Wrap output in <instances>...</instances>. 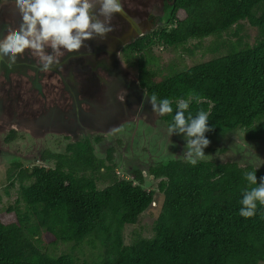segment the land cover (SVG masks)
Here are the masks:
<instances>
[{"label":"trees","instance_id":"obj_1","mask_svg":"<svg viewBox=\"0 0 264 264\" xmlns=\"http://www.w3.org/2000/svg\"><path fill=\"white\" fill-rule=\"evenodd\" d=\"M162 15L154 21L158 30L121 51L138 55V85L147 96L171 101L165 123L173 122L184 99L186 116L195 117L200 109L211 114L210 134L242 130L248 140L264 141V0H163ZM243 23L257 32L252 43L243 41L249 39ZM228 33L237 40L215 44L211 59L157 79L156 39L177 49ZM6 137L12 142L17 135ZM50 150L41 155L50 166L11 164L16 173L9 179L19 182V193L6 208L14 219H0V264H87L73 254L82 244L90 246V264H264V206L249 219L239 215L242 192L250 187L244 174L255 170L259 184L264 168L211 161L193 166L183 160L150 166L164 197L153 236L125 245L124 226L135 225L155 196L144 190L141 171H134L135 182L118 178L114 148L99 156L87 138L63 151ZM48 230L49 245H71L70 252L53 253L42 240Z\"/></svg>","mask_w":264,"mask_h":264},{"label":"rangeland","instance_id":"obj_2","mask_svg":"<svg viewBox=\"0 0 264 264\" xmlns=\"http://www.w3.org/2000/svg\"><path fill=\"white\" fill-rule=\"evenodd\" d=\"M151 2L154 1L151 0ZM7 8L10 10L14 9L15 0H1L0 11L5 12ZM131 11L137 15L136 12H138V10L136 7H132ZM153 14H155L156 17L158 16L157 20L160 22L159 17L162 18L163 16L161 6L160 9H157L153 12ZM3 17H0L1 27L3 24H7V22H9L7 17H5L6 19ZM140 17L143 16L141 15ZM154 21L155 20L153 18L151 23H154ZM11 23L12 27H15L18 21L14 24L13 22ZM144 25L145 34H150L152 31H156L160 28L157 23H154L149 27L147 24ZM244 25V31H246L249 35V39H243V41L252 43L257 35V32L255 30H251V28L246 26V24ZM118 30L120 31L119 28ZM120 32L123 34V37H126L129 35L128 33H130V29L124 26L121 28ZM0 34L3 36L5 33L3 30H0ZM139 36H143V34H139ZM228 40L236 41L237 38L228 33L227 35H223L222 38L208 37L201 40H190L187 44L178 47L177 49H168L160 44V42L156 39L152 48L155 54L154 57L157 59L156 62L159 70L157 79H160L165 75L179 72V70L190 67L196 63L211 59L213 56L212 49L215 44L220 45L224 43V41L227 42ZM112 42L113 41H107V43H103L104 45H96L95 47L94 44H86L91 49V54L89 53L91 58L93 56H98V60L99 62L102 61V65L107 63V70L110 68L111 71L109 73V78H113L111 80L116 82L117 85L114 87L109 83V81H107V83L103 82L105 85L102 86V93L106 94L108 89V103L110 105H114V96L121 94L124 95L126 94L125 91L132 89L135 91V96L138 98L139 104L141 103L143 111L138 113V117L130 114L133 116L131 117L127 114V119L126 117H122L117 121H113L111 118L107 119V121L101 119L93 125L86 123L84 120L83 123L88 129L83 130V128L78 129L75 123L69 122L73 119L69 118L71 116V113L68 114L69 107L63 109L62 107L58 108L57 106L58 111H60L63 115L65 114L67 118L62 120V115L60 116V122L56 125L47 126L46 129L42 128L39 130V128L32 127V124L26 123L28 120L27 118H24V115L27 116L28 110L20 108L21 104L20 106L14 105L16 113L22 116L19 118L20 120H14V123L21 121L19 125L17 124L16 126H13L17 138L12 142H7L6 136L8 135L9 130L0 129V219L2 222L10 223L15 217L13 212H6V208L14 206L19 193V182L15 177L12 178V180L9 179L11 174L16 173L11 165L12 163L20 162L27 165L26 167L29 166V169L32 168L31 165H29L31 163L32 165L37 166H50L51 163L46 164V162L41 160V155L44 151H49V149L63 151V149L66 148V145L70 143L79 144V142H83L84 139L87 138L90 140L92 146H94L95 152L99 156L106 157L107 149L111 147L114 148V163L112 166L118 178L134 181V171H141V174L144 177V182L142 184L144 190H152L155 192L151 206L147 211L139 216L137 223L135 225L124 226L122 230V239L124 244L133 245L141 240L149 239L153 236V226L159 214L164 197L160 192H158L159 180L152 178L149 175L148 169L150 166L167 160H183L188 162L183 155L186 141L183 138V134H173L168 137V125L164 121L167 114L161 116L152 111L151 104L144 96L145 91L138 85V55L129 53L126 54L123 51L118 52L119 48H116V52L113 49L111 52V49L109 50L107 48H115L119 45L118 43L114 44ZM101 49L105 50V53L102 55H100ZM94 51H96V53H94ZM81 52L87 51L83 50ZM25 53L23 57H17L21 64L28 61V56L25 55ZM104 58H108V61L104 62V60H106ZM3 59L4 61H7L6 57ZM77 65L78 64H75L74 67ZM14 66H16V70L18 67H21L19 64ZM4 67L6 68L5 71H7L6 76H9L10 72L14 71V68H9L7 64H5ZM75 69L76 76H78L81 71L78 70V68ZM1 72L3 73V71H0V73ZM101 74L103 75L105 73ZM111 75L113 77H111ZM114 76L118 77V79L115 80ZM25 81L26 79H24V82L20 79L16 84L13 77L10 82L5 79L3 82L6 84L0 86V91L3 92L1 88L4 87V90L20 95L23 103L34 105L33 102L31 103L29 100L31 97L29 92L26 90V86H19L20 82L25 84ZM15 85L16 88H12ZM144 103L146 104V109L144 108ZM106 105L107 104H102L98 106V108L106 110L103 109ZM110 105L109 107L112 108ZM114 111L116 114L118 113V110L114 109ZM89 119L91 122H93V120H97L94 115L90 116ZM73 120L77 122L75 117ZM114 127H119L122 131L114 132ZM205 136L210 141V144L204 149L206 156L203 159L198 160V162H237L243 167L247 165H254L255 168H264V141H250L246 138L245 133L242 130L229 132L224 135H213L206 132ZM97 137L101 138V141L98 143L95 142V138ZM11 181L14 182V186H11ZM98 185L99 188H103L105 186V184L102 183H99ZM42 240L45 245H48L50 250L57 256L62 253L70 252L72 247L71 245L63 244H57L54 246L49 245L52 241L49 230L46 234H42ZM93 252H96V250ZM73 254L77 255L80 260H84L87 264L91 263V250L88 244H82L81 247L74 250Z\"/></svg>","mask_w":264,"mask_h":264},{"label":"clouds","instance_id":"obj_3","mask_svg":"<svg viewBox=\"0 0 264 264\" xmlns=\"http://www.w3.org/2000/svg\"><path fill=\"white\" fill-rule=\"evenodd\" d=\"M15 10L20 17L16 27H9L0 38V60L7 58V66L11 68L17 57H23L27 51L37 61L40 72H51L53 68L62 70L61 58L66 54L79 53L84 48L91 54L85 44L87 40L97 37L105 40L108 34L117 30L112 24L115 14L129 20L122 0H15ZM144 35V34H143ZM50 48L51 52L46 49ZM144 96L151 104L152 111L164 116L173 112L169 99H159L155 93ZM193 99H198L194 93ZM189 108L188 101L181 99L173 122L168 126L167 134H183L186 141L184 158L193 166L206 155L204 149L210 141L205 133L211 131L208 126L209 112L200 109L195 117L185 112ZM15 131V130H13ZM114 132L122 131L119 127ZM248 189L242 192L239 215L249 219L256 214L257 206H264V177L257 184L255 170L244 174Z\"/></svg>","mask_w":264,"mask_h":264},{"label":"flooded vegetation","instance_id":"obj_4","mask_svg":"<svg viewBox=\"0 0 264 264\" xmlns=\"http://www.w3.org/2000/svg\"><path fill=\"white\" fill-rule=\"evenodd\" d=\"M153 1L154 2H151V0H122L123 6L136 21L142 32H145L144 24H147L148 27L153 25L154 23L159 24L157 21L154 23H151V21L153 20V18L154 20L158 18V16L156 17L153 12H155L157 9L159 10L160 6L163 11V0ZM132 7L137 8V15H135L131 11ZM6 11V13L0 11V17L4 16V19H6L5 17H7L9 21L7 22V24H3L2 27L0 26V30H3L4 33L7 28L12 27L11 22H13L14 24L18 21L17 25L20 23V17L17 14L15 8L12 10L7 8ZM141 15L143 17H140ZM112 24L118 26L117 30L108 34V37L105 40L101 41L97 37L96 39L85 41V44H94L95 47L96 45L101 46V44H103L104 42L106 43L107 41H113L112 43H118L119 45L115 48H109L111 50L115 49V52L117 51L116 48H119V51H121V49L124 47L123 43L125 42L126 38L123 37V34L120 31L122 25L125 26L128 24L126 22H122L119 19V16L116 14L112 20ZM118 28L120 29V31L118 30ZM1 35L2 34H0V36ZM134 35L138 36L139 34L134 32ZM2 37L3 36H1V38ZM128 37L130 39L132 36ZM83 50L85 49H81L79 53L66 54L63 58H61L60 63L62 65V70L53 68L51 72L46 73H42L39 71L37 66L38 61L27 51L25 55L28 56V61L21 64L18 61L19 59L17 58V62L14 65L19 64L21 67L17 66L18 69L16 70V66L13 65L11 68H14V71L10 72L9 76H6L7 71H5L6 68L4 67V65L8 62L4 61V59L0 60V71H3V73H0V86L6 84L3 82L5 79L10 82L12 77L16 81V84L20 79L22 82H24V79H26L25 84L20 82L19 86H26V90L29 92L31 97L29 98V100L34 104L30 105L23 103L22 97L20 95H17L16 93H12L10 91H6L4 90V87H2L1 90L4 93L0 91V129L7 131L9 130L10 133L11 129L12 131L14 130L13 126H16L17 124L19 125L21 123V121L14 123V120H20L19 118L22 117L16 113L14 107V105L20 106V104V108L28 110L27 116L24 115V118H27L28 120V122L26 123L32 124V127L39 128V130L42 128L46 129L47 126H53L60 122V116H62V113L58 111L59 107H62L63 109L69 107L68 114L71 113V116L69 118L74 119L75 117L77 121L75 122V120L72 119L69 122L75 123L78 129L83 128V130L88 129L83 123L84 120L86 123L93 125L94 123L96 124V122H99L101 119L107 121V119L111 118L113 119V121H117L122 117L125 118L127 114H131L136 117L140 111H143L141 103L139 104L138 98L135 96L136 93L132 89L125 91L126 94L124 95L121 94L114 96V105H110L108 103V89L106 94L102 93L101 90L102 86L105 85L103 82L107 83V81H109V83L114 87L117 86L116 82L111 80L113 78H109V73L111 72L110 68L108 67L109 69L107 70V63H104L105 66L102 65V61L99 62L98 56H93L92 60L88 52H81ZM46 51L50 53L51 49L48 48L46 49ZM94 53H96V51H94ZM103 53H105V50L101 49L100 55H102ZM106 61H108V58L104 60V62ZM75 64L78 65L74 67ZM75 68H78V70L81 71L79 72L80 74H78V76H76ZM101 73L105 74L102 75ZM111 77L113 76L111 75ZM114 79L117 80L118 77H115ZM12 88H16V85ZM102 104H107L103 108L106 110L98 108V106ZM109 105L113 108V110L109 107ZM145 107L146 104L144 108ZM114 109L118 110L117 114ZM92 115L97 118L96 121L93 120V122H91L89 118ZM64 118H67L65 114L62 116V120ZM127 118L128 117H126V119Z\"/></svg>","mask_w":264,"mask_h":264},{"label":"crops","instance_id":"obj_5","mask_svg":"<svg viewBox=\"0 0 264 264\" xmlns=\"http://www.w3.org/2000/svg\"><path fill=\"white\" fill-rule=\"evenodd\" d=\"M126 9V8H125ZM129 13V12H128ZM130 14V13H129ZM119 16V15H118ZM131 16V15H130ZM119 19L122 21V22H125L120 16H119ZM127 23V22H126ZM128 24V23H127ZM126 26V28L128 27L129 29H130V35H127L125 38H126V40H125V42L123 43V46H125V45H127L128 43H130V42H132L136 37H139V35L138 36H136V35H134V32H135V30H133L131 27H130V25L128 24V25H125ZM124 26L122 25V28H123ZM136 33V32H135ZM142 34H145V32H142ZM128 36H132L130 39H129V37ZM128 37V38H127ZM107 43V42H106ZM101 45H103V44H101ZM122 46V47H123ZM107 49H109L110 50V48H107ZM113 50H115V49H113ZM119 51V50H118ZM111 52H112V50H111ZM63 115V114H62ZM55 150H57V149H55ZM51 151V150H50Z\"/></svg>","mask_w":264,"mask_h":264},{"label":"water","instance_id":"obj_6","mask_svg":"<svg viewBox=\"0 0 264 264\" xmlns=\"http://www.w3.org/2000/svg\"><path fill=\"white\" fill-rule=\"evenodd\" d=\"M124 10H125V12L127 13V16L128 17H130V18H132V16H130V14L128 13V11L125 9V7H124ZM119 15V14H118ZM125 22H127L129 25H130V27L133 29V30H135V32L137 33V34H142V31L140 30V28H139V26H138V24L136 23V21L132 18V24H130L129 23V20L128 19H126L125 17H123V16H121V15H119Z\"/></svg>","mask_w":264,"mask_h":264}]
</instances>
